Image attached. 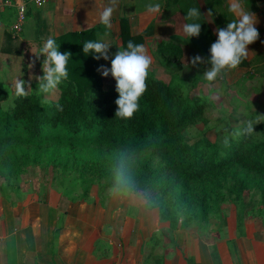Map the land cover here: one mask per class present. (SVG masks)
I'll return each instance as SVG.
<instances>
[{"label": "trees", "instance_id": "16d2710c", "mask_svg": "<svg viewBox=\"0 0 264 264\" xmlns=\"http://www.w3.org/2000/svg\"><path fill=\"white\" fill-rule=\"evenodd\" d=\"M180 11L185 17L188 9ZM222 16L229 20L227 11ZM192 22L201 24L202 19L188 20ZM104 29L100 24L60 35V52L72 56L56 101L45 102L34 93L11 96L0 87V197L49 185L64 203L86 202L95 185L100 200L112 191L136 195L176 222L179 230L213 229L228 212L221 210L225 204L235 208L238 226L245 216H260L264 125L254 126L252 135L223 137L216 130L212 139L205 112L213 104L202 92H190L198 72L192 80L173 74L168 81L148 72L139 110L130 119L114 118L116 86L104 87L97 72L101 59L82 50ZM117 37L120 49L129 41L144 44L141 35L130 34L126 18L119 19ZM193 39L202 48L201 57L209 60L205 47L211 38L203 23ZM258 39L254 45H259ZM155 50L161 62H176L182 56L179 45L160 42ZM199 124L203 129L188 137L186 131ZM28 172L32 177L24 179ZM252 191L259 201L249 199Z\"/></svg>", "mask_w": 264, "mask_h": 264}, {"label": "crops", "instance_id": "0c3cea01", "mask_svg": "<svg viewBox=\"0 0 264 264\" xmlns=\"http://www.w3.org/2000/svg\"><path fill=\"white\" fill-rule=\"evenodd\" d=\"M224 1L229 7L231 0H117L111 28L97 40L108 32L105 40H111L116 52L121 46L119 19L126 18L130 34L141 35L149 52L160 42L182 49L187 44L179 40L187 37L181 25L188 20L180 8L199 9L203 22L210 3L217 7ZM150 3H159L160 13H148ZM241 4L255 14L257 23H264V0H241ZM108 5L109 0L31 3L17 34L11 32L16 9H0V87L9 81L10 95H16V81L22 79L31 87L25 85L27 94L39 96L34 77L44 58L35 56L46 39L59 45L58 38L66 32L98 27L99 14ZM259 35L262 38L264 30ZM250 45L246 62L259 53L254 43ZM33 188H22L19 196L0 197V264H264V212L241 218L238 226L236 210L229 207L213 229L179 230L176 222L163 218L161 211L147 207L136 195L112 191L100 200L92 187L88 201L64 203L49 185Z\"/></svg>", "mask_w": 264, "mask_h": 264}, {"label": "clouds", "instance_id": "9594fccd", "mask_svg": "<svg viewBox=\"0 0 264 264\" xmlns=\"http://www.w3.org/2000/svg\"><path fill=\"white\" fill-rule=\"evenodd\" d=\"M117 0H109V5L104 7L99 14V23L106 29L111 28L113 12L116 10L115 5ZM148 13H160L159 3L146 5ZM229 11L233 13L235 19L231 20L225 28H217L215 30L216 40L211 44L209 49L210 59L208 63L210 67L204 70V79L211 84L225 71L236 69L242 60L249 55L248 45L254 43L259 36L258 30L255 27L257 19L254 13L245 11L242 7L241 0H231ZM207 15H212L210 10ZM199 9L191 8L188 10L185 20H198L200 17ZM182 33L188 38L198 37L201 30V24L183 23L181 25ZM109 35L108 32L104 36L95 41H87L83 45V53H90L94 60L103 59L108 61L110 43L105 40ZM60 45H57L55 39L49 37L40 49V55L43 56L41 65L42 75L34 77L37 81L39 91L48 95L58 90L59 85L68 77L67 63L72 56L70 52L59 51ZM189 63L192 66L204 63L200 56L193 57ZM152 58L148 54L146 47L143 44H134L128 42L126 49L117 48L114 56L111 57L110 68L103 66L97 69V72L102 77H111L115 80V91L118 98L115 100L116 112L114 118L130 119L135 112L139 110V100L147 88L146 79ZM187 66V65H185ZM31 68L32 65L30 64ZM30 79H33L30 77ZM27 85L22 79L16 81L17 95H27ZM27 89H31L27 85ZM260 116V115H259ZM264 118V116H260ZM257 125L253 121H247L246 126L234 134L252 135L254 126ZM224 143H228V138H225Z\"/></svg>", "mask_w": 264, "mask_h": 264}, {"label": "rangeland", "instance_id": "374dc122", "mask_svg": "<svg viewBox=\"0 0 264 264\" xmlns=\"http://www.w3.org/2000/svg\"><path fill=\"white\" fill-rule=\"evenodd\" d=\"M224 2H218L217 7L213 3H210L209 11L217 9V14L212 12V15H207L208 11L205 14L206 16H203L202 23L205 25L208 35L211 38L208 47H205L207 51H209L211 44L214 43L217 38L215 30L217 28H225L231 20L235 19L233 13L229 11V7L226 6L227 2ZM226 11L229 19L227 22L221 14L223 13V15H225ZM204 18H207V20ZM255 27L257 28L258 33H260V31L262 33V30H264V23H256ZM107 42L110 43L112 47L109 48L110 59L108 61L101 59L102 66L104 68L110 67L111 57L116 53L115 46L112 45L111 40H107ZM179 42H186L187 46L182 45L184 47V49L182 47V56L176 62H161V57L156 50H152V52L147 50L148 54L152 58V64L149 72L164 81H168L173 78V74L179 75V77L187 80H192L196 77V74L198 75L197 83L190 92L192 95L202 92L203 95L207 96L209 101L213 104V106L205 112V117L209 121V136L212 139L213 135H215L214 131L217 130L221 135H223V137H228L233 135L235 132L242 130L241 128L246 125L247 121H253L257 125H264V118L260 117L264 116V36L258 39V42H260L259 45H253L259 49L258 54L260 55H251L250 60H247L248 62L242 60V63H240L236 69L223 72L217 80L211 84H209V82H207L203 77L204 70L210 67V64L205 56H203L205 59H203L204 63L202 64L192 66L189 63L193 57L197 55L201 57L202 48L200 49V47L195 44L193 38H181ZM251 47V45L248 46V48ZM38 70L36 71L37 77L42 75V72H39ZM11 71L14 70L11 69ZM251 74L252 76H250ZM2 83H4L2 88L10 92V82L7 81V83ZM35 83L37 84L36 80H34V84ZM103 85L105 88L109 86H116L115 80L111 77V75L103 77ZM37 87L38 86H36V88ZM36 88H34L33 91L36 90ZM38 93L45 102H49L56 101L59 95V90L48 95L42 94L39 90ZM9 101L4 104V107L9 105ZM202 129V125L199 124L196 127L189 128L186 131V135L188 137H196L198 131H201ZM30 174L31 173L28 172L26 178L24 179H30V177H32ZM47 186L48 185H40L39 188L41 187L46 189ZM93 187L98 188L95 185ZM40 191H42V189ZM249 199L254 200V202L259 201V198L254 191H252L249 195ZM227 205L228 204L223 205L221 210L227 211L229 209L226 208Z\"/></svg>", "mask_w": 264, "mask_h": 264}, {"label": "built area", "instance_id": "2783aa9c", "mask_svg": "<svg viewBox=\"0 0 264 264\" xmlns=\"http://www.w3.org/2000/svg\"><path fill=\"white\" fill-rule=\"evenodd\" d=\"M48 0H0V9L14 7L17 11L15 23L12 25L11 32L17 34L21 32L25 23L28 4L33 3L36 6H41Z\"/></svg>", "mask_w": 264, "mask_h": 264}]
</instances>
